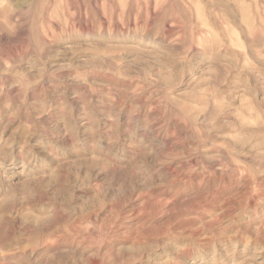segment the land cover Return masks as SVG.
<instances>
[{"label": "rangeland", "instance_id": "rangeland-1", "mask_svg": "<svg viewBox=\"0 0 264 264\" xmlns=\"http://www.w3.org/2000/svg\"><path fill=\"white\" fill-rule=\"evenodd\" d=\"M0 264H264V0H0Z\"/></svg>", "mask_w": 264, "mask_h": 264}]
</instances>
